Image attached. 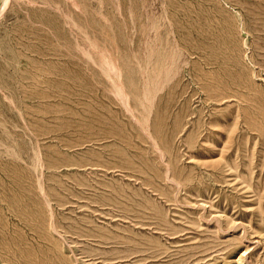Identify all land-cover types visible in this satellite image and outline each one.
I'll return each mask as SVG.
<instances>
[{"label": "rangeland", "instance_id": "rangeland-1", "mask_svg": "<svg viewBox=\"0 0 264 264\" xmlns=\"http://www.w3.org/2000/svg\"><path fill=\"white\" fill-rule=\"evenodd\" d=\"M0 264H264V0H0Z\"/></svg>", "mask_w": 264, "mask_h": 264}, {"label": "bare ground", "instance_id": "bare-ground-1", "mask_svg": "<svg viewBox=\"0 0 264 264\" xmlns=\"http://www.w3.org/2000/svg\"><path fill=\"white\" fill-rule=\"evenodd\" d=\"M153 25H154V23H153ZM101 54H103V53H101ZM151 54V53H150ZM150 56V55H149ZM102 57V56H101ZM89 59H91L92 60V58H90V56H89ZM171 59H172V57H171ZM113 60H115L114 58H113ZM113 60H111V59H109V58H104L103 59V61L100 63V65H103V69H101V70H103L104 72V75H106V77H108V79H110V81H112V84H113V87H114V90H113V92H114V94L117 96V98H118V100L120 101V103L122 104V106H123V108H124V110L126 111V112H128L129 113V115H130V117L135 121V123L141 128V130L146 134V136L148 137V139L152 142V144H153V147L154 148H157L158 149V151H159V153H161L162 155H163V153H162V150H160V148L158 147V145H157V143L154 141V139H153V137L151 136V134L149 133V131H148V122L149 121H147V119L149 120V118H147L148 116H149V112L151 111V109H150V111H148L149 110V108L147 109V107H149V105L146 107V102L144 103V101L142 102V100L141 99H139V106H141V107H143V111H145V115H144V117H142V116H140V117H142V118H140L139 116H138V114H139V112L136 110V108L135 107H133L132 105H131V103H130V101H129V94L127 93V91H126V89H125V86H124V84H123V81H122V74H121V68L119 67V66H117L116 65V61L115 62H112ZM151 61V60H150ZM165 61H166V59H165ZM148 62V61H147ZM171 63V62H170ZM170 63H169V65H170ZM119 65V64H118ZM168 65V66H169ZM171 66V65H170ZM101 67V66H100ZM147 68V67H146ZM157 70V69H156ZM166 71V70H165ZM156 76H158V75H156ZM167 78V77H166ZM165 78V79H166ZM156 79V78H155ZM158 79V78H157ZM163 80V79H162ZM160 81V80H159ZM166 80H164V82H165ZM153 82V81H152ZM156 82V81H155ZM155 82H153V85L154 84H156ZM111 83V82H110ZM158 84V83H157ZM156 84V85H157ZM160 84H163V82L162 83H160ZM152 85V84H151ZM161 86V85H160ZM155 88V87H154ZM148 91L149 90H147V89H144L143 90V97L142 98H144V100L146 101V100H148L147 99V95H149L150 96V94H147L148 93ZM112 92V93H113ZM152 93V92H151ZM142 94V93H141ZM151 98H153V97H151ZM116 99V98H115ZM153 101V100H152ZM149 102L151 103V100H150V97H149ZM148 102V103H149ZM145 105H144V104ZM153 103H151V105H152ZM145 109V110H144ZM140 111V110H139ZM137 112H138V114H137ZM140 115H141V112H140ZM48 204V203H47ZM52 224H53V222H52ZM53 226V225H52ZM52 228V227H51ZM54 228V227H53Z\"/></svg>", "mask_w": 264, "mask_h": 264}]
</instances>
